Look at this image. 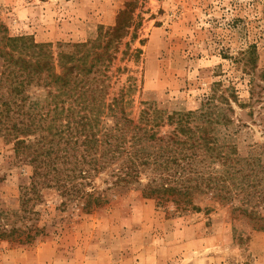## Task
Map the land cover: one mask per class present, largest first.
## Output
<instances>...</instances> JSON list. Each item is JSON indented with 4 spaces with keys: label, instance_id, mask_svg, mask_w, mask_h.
<instances>
[{
    "label": "rangeland",
    "instance_id": "1",
    "mask_svg": "<svg viewBox=\"0 0 264 264\" xmlns=\"http://www.w3.org/2000/svg\"><path fill=\"white\" fill-rule=\"evenodd\" d=\"M0 26L10 38L47 44L55 74L60 54L102 40L88 82L110 104L107 125L136 123L153 108L163 120L155 131L168 135L167 117L198 111L220 82L216 94L235 99L233 124L219 135L242 157L264 143V0H0ZM252 52L250 79L243 61ZM2 69L0 59V78ZM27 94L44 97L46 89ZM6 140L0 135V234L10 236H0V264H264L262 223L232 211L241 196L231 203L197 194L198 209L181 211L139 190H111L87 213L62 206L53 188L30 191L32 166ZM105 178L96 184L105 188Z\"/></svg>",
    "mask_w": 264,
    "mask_h": 264
},
{
    "label": "trees",
    "instance_id": "2",
    "mask_svg": "<svg viewBox=\"0 0 264 264\" xmlns=\"http://www.w3.org/2000/svg\"><path fill=\"white\" fill-rule=\"evenodd\" d=\"M117 26L112 35L119 32ZM100 41L75 44L73 52L60 54L61 73L55 74L47 44L10 38L0 26V135L32 166L30 191L36 193L41 185L53 188L62 206L71 202L87 213L106 204L111 190H139L144 198L169 200L181 211L198 209L193 204L197 194L231 203L241 196L240 207L232 211L261 222L263 229L264 143L259 152L242 157L219 135L218 127L233 124L228 114L233 113L235 95H217L221 84L215 83L198 111L167 117L173 126L168 135L155 131L163 120L153 108L141 112L136 123L112 118L107 125L103 110L110 104L97 101L88 82L100 58L95 52ZM251 54L243 61L250 79L256 69ZM35 86L46 89L44 97L27 94ZM253 95L251 88V99ZM103 174L105 188L96 184Z\"/></svg>",
    "mask_w": 264,
    "mask_h": 264
}]
</instances>
